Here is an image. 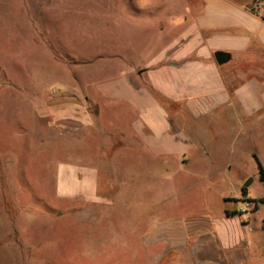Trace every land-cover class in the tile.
<instances>
[{
	"label": "crops",
	"instance_id": "0c3cea01",
	"mask_svg": "<svg viewBox=\"0 0 264 264\" xmlns=\"http://www.w3.org/2000/svg\"><path fill=\"white\" fill-rule=\"evenodd\" d=\"M186 11L159 29L169 40L141 65L46 101L45 141L54 132L67 154L57 161L55 199L72 212H96L130 200L125 190L143 184L206 187L199 213L158 204L133 213L157 218L141 235L148 264H237L241 231L254 226L260 207L239 222L232 210L247 186L228 191L218 172L231 169L235 155L252 154L264 133V0H201ZM215 52L228 60L217 64Z\"/></svg>",
	"mask_w": 264,
	"mask_h": 264
},
{
	"label": "rangeland",
	"instance_id": "374dc122",
	"mask_svg": "<svg viewBox=\"0 0 264 264\" xmlns=\"http://www.w3.org/2000/svg\"><path fill=\"white\" fill-rule=\"evenodd\" d=\"M200 1L0 0V264H148L152 252L142 249L141 235L157 218L142 222L133 213L153 204L178 215L205 207L206 187L143 184L133 194L127 188L133 198L112 208L72 212L54 190L57 161L67 154L54 132L45 141L41 115L46 101L67 87L95 88L141 65L169 40L159 29ZM250 150L218 175L228 191L251 180L245 197L260 210L254 226L241 231L246 246L237 264H264V203L258 202L264 185L253 158L264 169V133ZM235 204L232 216L244 222L253 211L239 214L241 199Z\"/></svg>",
	"mask_w": 264,
	"mask_h": 264
},
{
	"label": "built area",
	"instance_id": "2783aa9c",
	"mask_svg": "<svg viewBox=\"0 0 264 264\" xmlns=\"http://www.w3.org/2000/svg\"><path fill=\"white\" fill-rule=\"evenodd\" d=\"M257 204L256 202L246 198V197H242L241 198V204L239 205L237 212L239 214H245L248 212H252L255 210Z\"/></svg>",
	"mask_w": 264,
	"mask_h": 264
},
{
	"label": "trees",
	"instance_id": "16d2710c",
	"mask_svg": "<svg viewBox=\"0 0 264 264\" xmlns=\"http://www.w3.org/2000/svg\"><path fill=\"white\" fill-rule=\"evenodd\" d=\"M253 158H254V160H255V162H256V165H257L258 179H259V181L262 182V184L264 185V169H263L261 163L258 161L256 155L253 154ZM245 192H246V189L243 187V188H242V193L245 194ZM258 202H260V203H264V196H263L262 198H260V199L258 200Z\"/></svg>",
	"mask_w": 264,
	"mask_h": 264
},
{
	"label": "water",
	"instance_id": "95a60500",
	"mask_svg": "<svg viewBox=\"0 0 264 264\" xmlns=\"http://www.w3.org/2000/svg\"><path fill=\"white\" fill-rule=\"evenodd\" d=\"M214 58H215V61L217 62V64H223L228 60L229 55L227 53H224V52H215ZM250 182H251V180H248L244 186H248V184Z\"/></svg>",
	"mask_w": 264,
	"mask_h": 264
}]
</instances>
